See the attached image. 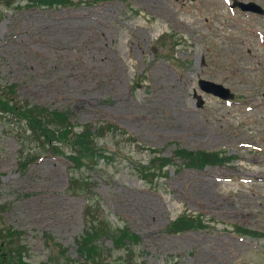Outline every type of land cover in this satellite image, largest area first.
Here are the masks:
<instances>
[{"label":"rangeland","instance_id":"rangeland-1","mask_svg":"<svg viewBox=\"0 0 264 264\" xmlns=\"http://www.w3.org/2000/svg\"><path fill=\"white\" fill-rule=\"evenodd\" d=\"M251 1L264 7V0ZM231 4H0L1 83L17 84L23 99L69 111L80 125L117 124L164 156L181 147L232 158L202 171L169 166L165 177L146 185L134 165L148 164L154 154L127 137L107 138L122 152L90 175L108 220L141 237L147 264H264V237L249 236L264 235V17ZM200 78L231 88L236 101L204 95ZM195 90L206 100L202 109ZM19 149L0 124V204L6 206L0 216L24 233L31 262L52 255L45 233L75 259L85 202L67 192L68 159L47 156L23 173ZM183 214L197 216L202 228L168 233ZM236 227L249 232L238 235Z\"/></svg>","mask_w":264,"mask_h":264},{"label":"trees","instance_id":"trees-1","mask_svg":"<svg viewBox=\"0 0 264 264\" xmlns=\"http://www.w3.org/2000/svg\"><path fill=\"white\" fill-rule=\"evenodd\" d=\"M39 1L49 3L54 0ZM18 98L15 87H0V116L8 121L12 133L23 142L20 154L22 169H27L33 157L45 151L46 147L63 154H66V147L71 149L68 155L71 161L69 191L85 198L87 203L84 211L86 229L77 241L78 255L86 264H145L138 262L134 250L140 242L139 237L127 227H112L103 218L102 201L95 191V183L90 176L82 174L85 165L94 164L103 152L102 147L95 145L96 132L86 127L83 132L76 133L66 114L22 102ZM54 144L58 146L54 147ZM178 154L191 165L199 167L203 166L200 161L206 158L202 153L181 151ZM20 238V233L8 230L0 223V248H4L10 259L7 262L5 256L0 254V264H26L23 259L24 247L19 245ZM105 239H112L116 250L123 254L108 261L105 250L99 246Z\"/></svg>","mask_w":264,"mask_h":264},{"label":"water","instance_id":"water-1","mask_svg":"<svg viewBox=\"0 0 264 264\" xmlns=\"http://www.w3.org/2000/svg\"><path fill=\"white\" fill-rule=\"evenodd\" d=\"M202 88L205 89L208 92L214 93L215 95H221L225 98H229L232 97L229 93L228 90L222 88L221 86H216L212 83H208V82H201ZM200 105H202V101L200 103Z\"/></svg>","mask_w":264,"mask_h":264}]
</instances>
